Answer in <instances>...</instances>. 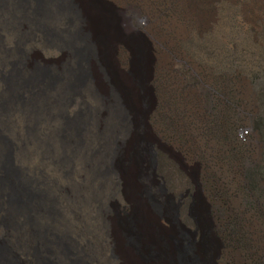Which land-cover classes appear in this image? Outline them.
I'll return each mask as SVG.
<instances>
[{
    "label": "rangeland",
    "instance_id": "rangeland-1",
    "mask_svg": "<svg viewBox=\"0 0 264 264\" xmlns=\"http://www.w3.org/2000/svg\"><path fill=\"white\" fill-rule=\"evenodd\" d=\"M89 1L108 33L120 18L110 58L78 0H0V240L18 264H114V232L137 264H264V0ZM98 55L114 85L136 78L123 121L93 88ZM147 136L179 221L145 161L137 193L127 177Z\"/></svg>",
    "mask_w": 264,
    "mask_h": 264
},
{
    "label": "bare ground",
    "instance_id": "bare-ground-1",
    "mask_svg": "<svg viewBox=\"0 0 264 264\" xmlns=\"http://www.w3.org/2000/svg\"><path fill=\"white\" fill-rule=\"evenodd\" d=\"M22 14H23L22 12H19V14L16 15L19 18V20L22 18L21 17V16H23ZM35 14L36 13H33V15H35ZM78 17L83 18L84 22L87 25L91 26L92 28H94L96 30L99 29L100 31H102L106 34L108 33L107 28H105V22L102 19H100V17L98 16V13H97V9L94 8L93 4L89 0H78ZM11 19H13L16 22H19L14 17ZM21 22H22V20H21ZM119 22H120L119 17L111 18L112 28L114 31H111L108 33V35L110 36L109 37L110 38L109 43H107L105 41V44H104L105 54H106L107 58H110V56H112L111 48H113L116 43L122 42L124 39V34L118 25ZM22 26H23V24H22ZM100 31H98V32L100 33L101 37L103 36L105 39L106 34L100 32ZM91 36L92 37H90V39L93 40L94 34L91 33ZM7 44L9 45L12 43H7ZM95 44H94V47H97L96 49H98V52H99L100 45L99 44L95 45ZM27 45L30 48L38 47L34 43H30ZM21 46H22V44L20 42L15 45V48L17 49V51L19 53H21V48H22ZM5 47H6V44L1 43L0 44V51H2L3 48H4V50H6L7 47L6 48ZM4 50L2 52H4ZM100 52H102V51H100ZM98 57H99V55H98ZM101 59L102 58L99 57L98 62H96L95 60H92V62H91V70L93 72V75L95 76L94 80H92L93 88H94L95 92L98 93L102 99L108 98L107 100H109V104H110L109 111H110L111 118L116 119L118 117L117 120L123 121L124 120V118L122 117V115H124L123 108L124 109H130V107L135 105L136 99L140 98V94H138V92H137L136 78L134 77V79H133L131 76H127L124 81L121 80L122 83L119 82V84H118V82H117L114 85L113 79H110L109 77H106L104 75V73H106L105 71H108V69L106 68L105 64L104 65L102 64ZM34 74L36 75V77L34 76L36 81L41 83V85H42V87L40 86L41 90L39 91V93L42 91H45L46 89L52 88V86H51L52 81L50 79H48L46 76H44V74H37L36 72ZM109 86L114 87L115 89L112 88L110 90ZM117 106L120 107L119 111L117 110ZM117 113H119V114H117ZM147 137L148 138L145 140V142L142 144V147L139 150L138 158L133 162L132 166L129 168L130 172H127V175H128L127 177L130 178L129 182L131 183V185L134 188L136 193L140 189V183H139L140 168H138L136 166V163H138V162L141 163V162L145 161V163L147 164V169H148L149 174L151 175V177H155L154 172H153L152 159H151V156L149 153V146L151 144V140H150L151 138L149 136H147ZM6 178H8V176ZM0 183L3 185L2 181H0ZM6 183L8 185H10L11 180L8 179L6 181ZM157 191L159 194L166 196L161 191V188H160V185L158 182H157ZM28 200L29 199L25 200V203L28 202ZM142 206H143L144 211L146 213L150 214V212H148V210H149L148 206L145 204H142ZM28 209H29V205L25 208V210H23V211L20 210L19 214L21 215L20 220L23 221L25 226H27L26 227L27 231L30 232L31 227H29V225H28V220H29L28 217L31 216V214H30ZM158 213H160V212H158ZM176 219L179 221L178 218H176ZM113 239H115V244H116V249L113 251L114 256H116V259L114 258L115 260H113L114 264H137L139 262L138 260H135L127 251V249L130 248L129 246L132 245L131 243L128 244L125 241H123V238L121 237V235L119 233H116V232H114ZM2 257H3V255L2 256L0 255V261L2 260ZM144 262L147 263V261H144ZM144 262H141V263L145 264Z\"/></svg>",
    "mask_w": 264,
    "mask_h": 264
},
{
    "label": "water",
    "instance_id": "water-1",
    "mask_svg": "<svg viewBox=\"0 0 264 264\" xmlns=\"http://www.w3.org/2000/svg\"><path fill=\"white\" fill-rule=\"evenodd\" d=\"M3 2H4V0H2V7H4V5H5V2H4V3H3ZM0 138H2L3 140L9 142V144L12 145L11 140L7 137V135H6L5 133L2 132L1 129H0ZM152 148H153V144H151V146H150V154H151V157H152V166H153V172H154V175H155V177H156V179H157V181H158V183H159V185H160L161 191L163 192V194H165V195L167 196L168 200L170 201V204H171V206H172V210H173V212H174V216H175L176 218H179V212H178V209H177V208H178V204H176V202H175V196H174L172 193H170V192L168 191V188L166 187L165 183H162V182L159 181L158 178H157L158 175H157V173H156V158H155L156 155H155V153L152 151ZM10 164L13 165V163H11V161H10ZM188 192H189V191H187L186 194H181V198L186 197L187 194H188ZM195 199H196V197H195ZM196 202H197V201H196ZM196 202L193 203V206H194V207H195L196 204H197ZM186 229H187V230L190 232V234H191V242H192V243H196V241H195V239H194L195 233L191 232L188 228H186ZM2 249H5V250H3V251H6V252L10 253V255H11V259H10V261L12 262V264H18V259H17V257L13 254L14 250H13L11 247H9V246L6 245V241L0 240V250H2ZM218 255H219V254H218Z\"/></svg>",
    "mask_w": 264,
    "mask_h": 264
},
{
    "label": "flooded vegetation",
    "instance_id": "flooded-vegetation-1",
    "mask_svg": "<svg viewBox=\"0 0 264 264\" xmlns=\"http://www.w3.org/2000/svg\"><path fill=\"white\" fill-rule=\"evenodd\" d=\"M238 146H239V141L234 136L233 139L231 140V148L236 149L238 148ZM176 157L179 159L181 164L185 167L189 175L192 177V181L196 187V193L198 191L203 192L204 190L203 180H202L203 172L199 168H194L193 166L187 164L184 160V157L180 153H177ZM196 193L194 194V197H196Z\"/></svg>",
    "mask_w": 264,
    "mask_h": 264
},
{
    "label": "built area",
    "instance_id": "built-area-1",
    "mask_svg": "<svg viewBox=\"0 0 264 264\" xmlns=\"http://www.w3.org/2000/svg\"><path fill=\"white\" fill-rule=\"evenodd\" d=\"M249 138H250V132L245 128L240 129L239 139L243 142H247Z\"/></svg>",
    "mask_w": 264,
    "mask_h": 264
}]
</instances>
